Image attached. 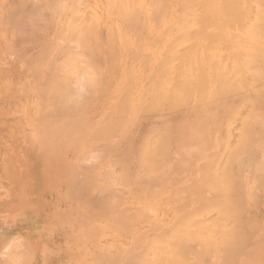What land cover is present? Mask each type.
I'll return each mask as SVG.
<instances>
[{
	"label": "rangeland",
	"instance_id": "rangeland-1",
	"mask_svg": "<svg viewBox=\"0 0 264 264\" xmlns=\"http://www.w3.org/2000/svg\"><path fill=\"white\" fill-rule=\"evenodd\" d=\"M166 1L72 0L76 102L44 77L45 158L93 233L80 264H264V0Z\"/></svg>",
	"mask_w": 264,
	"mask_h": 264
},
{
	"label": "crops",
	"instance_id": "crops-1",
	"mask_svg": "<svg viewBox=\"0 0 264 264\" xmlns=\"http://www.w3.org/2000/svg\"><path fill=\"white\" fill-rule=\"evenodd\" d=\"M71 3L0 0V126L9 124L13 132L0 140V264H80L83 252L77 248L87 240L82 237L93 235L77 230L75 195L61 200L60 172L71 169L45 158L44 77L72 59L66 54L74 36L61 34ZM33 9L35 21L49 20L32 22ZM49 44L52 55L45 54ZM18 154L21 163H11Z\"/></svg>",
	"mask_w": 264,
	"mask_h": 264
},
{
	"label": "bare ground",
	"instance_id": "bare-ground-1",
	"mask_svg": "<svg viewBox=\"0 0 264 264\" xmlns=\"http://www.w3.org/2000/svg\"><path fill=\"white\" fill-rule=\"evenodd\" d=\"M156 1H158V0H156ZM161 1H162V0H161ZM165 1H166V0H164V3H165ZM180 1H181V0H180ZM193 1L195 2V0H193ZM208 1H209V0H208ZM217 1H218V0H217ZM217 1H212V2L215 3V2H217ZM178 2H179V1H178ZM184 2H185V1H184ZM187 2H188V1H187ZM189 2H190V1H189ZM203 2H205V0H204ZM209 2H211V0H210ZM162 3H163V2H162ZM182 3H183V2L181 1V4H182ZM191 3H193V2L191 1ZM191 3H190V4H191ZM166 4H167V1H166ZM184 4H188V3H184ZM197 4H198V2H197ZM210 4H211V3H210ZM155 5L158 6V3L155 2ZM160 5H161V6H160ZM182 5H183V4H182ZM202 5H203V4H202ZM212 5H213V4H212ZM215 5H216V4H215ZM221 5H222V4H221ZM162 6H163V4H159V8L162 7ZM164 6H165V5H164ZM197 6H198V5H197ZM211 7H212V6H211ZM216 7H217V6H216ZM224 7H225V6H224ZM36 8H37V7H36ZM36 8H35V9H36ZM35 9H33V11H30V12H31V13H29L30 16L28 15V16L31 18L32 22L35 21L34 18H39V16H38V17H36V16L33 17V14H32V13H33V12H34V13L36 12ZM157 9H158V7H157ZM160 9H161V8H160ZM158 10H159V9H158ZM192 11H193V10H192ZM205 11H206V10H205ZM207 11H208V10H207ZM190 13H191V12H190ZM31 14H32V15H31ZM35 15H36V13H35ZM189 15H190V14H189ZM194 15H195V14H194ZM207 15H208V14H207ZM28 16H26V17H28ZM31 16L33 17L34 20L32 19ZM45 16H46V15H45ZM187 16H188V13H187ZM41 17H42V18H45L44 16H41ZM184 17H186V16H184ZM210 17H211V16H210ZM30 18H26L25 20L30 19ZM42 18H41V19H37V20H44V21H45L46 19L49 20V17H48V16H47L45 19H42ZM187 18H188V19H191V17L189 18V16H188ZM193 18H194V17H193ZM211 18H212V17H211ZM184 19H186V18H183L182 20H184ZM37 20H36L35 22H37ZM191 20H192V19H191ZM191 20H190V21H191ZM27 21H28V20H27ZM29 21H30V20H29ZM46 21H47V20H46ZM32 22H31V24H32ZM29 23H30V22H29ZM29 23L26 22V25L29 24ZM38 24H40V23H38ZM24 25H25V21H24ZM26 25H25V26H26ZM35 25H36V24H35ZM35 25H34V26H35ZM40 25L42 26V23H41ZM25 26H24V27H25ZM31 26H32V25H31ZM46 26H47V25H46ZM43 27H45V26L43 25ZM34 33H35V32H34ZM40 34H41V33L38 32V35H39V36H40ZM33 35H35V34H33ZM38 35H36V36H38ZM71 36H73V33L71 34ZM69 48H71V47H68V50H69ZM74 48H75V47H74ZM72 49H73V48H72ZM72 49H71L70 51H72ZM79 50L81 51V49H79ZM66 52H67V51H65V54H66ZM68 52H69V51H68ZM68 52H67L66 55H67V56L69 55V57H70V56L72 57V54L70 55V54H68ZM69 53H70V52H69ZM66 55H64V57H65ZM73 55H74V54H73ZM78 56H79V55H78ZM78 56H77V57H78ZM73 57H75V56H73ZM80 58H81V57H80ZM66 59H68V57H66ZM72 59H73V58H72ZM76 59H77V58H76ZM68 60H69V59H68ZM68 60H67V61H68ZM80 60H81V59H80ZM69 62H73V61H69ZM77 62H78V61H77ZM75 63H76V62H75ZM75 63H74V64H75ZM81 63H83V62H81ZM78 64H79V63H78ZM81 65H82V64H81ZM69 66H70V65H69ZM69 66H68V67H69ZM71 66H72V65H71ZM71 66H70V67H71ZM74 66H75V65H74ZM82 66H83V65H82ZM57 67H59V66H57ZM57 67H56V70H55L56 74L54 75L55 72H53V74H51L52 76H50V77H51V80H52L53 82L55 81L54 84H53V85H55L54 88H58V84H60V83L62 84L63 82H65V81H64L65 78H66V81H68L67 78H68V76L71 75V73H72V72L70 71V69H69V70H68V73H70V74H68V76H67L66 74H64V77H65V78H64V77L62 76L63 73L59 72L60 69H58ZM64 67H65V66L62 65V66H60L59 68H61V69L63 68V69H64ZM68 67H66V68H68ZM66 68H65V71L62 69L65 73L67 72V71H66ZM83 68H84V66H83ZM57 69H58V70H57ZM85 69H86V68H85ZM90 71H91V70H89V72H90ZM180 71H181V70H180ZM58 72H59V73H58ZM91 72H92V71H91ZM182 72H183V70L181 71V73H182ZM83 73H84V72H83ZM38 74H39V73H38ZM61 74H62V75H61ZM80 74H81V73H79V75H80ZM84 74H86V73H84ZM84 74H83V75H84ZM92 74H93V73H92ZM59 75H61V77H60ZM83 75H81V76H83ZM93 75H94V74H93ZM53 76H54V80H53ZM55 76H56V77H55ZM57 76H58L59 78H58ZM66 76H67V77H66ZM81 76H80V79L82 78ZM86 76H88V75H86ZM71 77H72V79H73L74 77H76V75H74V76L71 75ZM89 77H90V76H89ZM89 77H88V79H89ZM55 78H56V79H55ZM58 79H60L61 81H59ZM72 79H69V80H71V81H69V82H72ZM74 79H75V78H74ZM74 79H73V80H74ZM80 79H79V76H78V79H76V80L81 81ZM83 79H84V78H83ZM88 79H86V80H88ZM56 80H58V81H56ZM76 80H75V81H76ZM62 81H63V82H62ZM75 81H74V83H75ZM59 82H60V83H59ZM69 82H67V83L65 82V84H67V86H68V85H70ZM76 82H78V81H76ZM81 82H82V81H81ZM55 83H57V84H55ZM83 83H84V82H83ZM85 83H88V82H85ZM172 83H173V82H172ZM61 84L59 85V88H60L61 92H63L64 90L66 91V90H68V89H69L68 91H72V90H70V88L67 89V88L65 87L64 83H63L62 85H61ZM78 84L80 85V84H82V83H79V82H78ZM161 84H162V83H161ZM163 84H164V83H163ZM163 84H162V85H163ZM56 85H57V86H56ZM72 85H73V84H72ZM82 85H83V84H82ZM87 85H88V84H87ZM159 85H160L159 82H157V85H156V86L159 87ZM62 86H64L65 89H63ZM70 87L72 88V86H70ZM74 87H75V86H74ZM76 87H77V86H76ZM84 88H85V89H86V88L88 89L87 86L84 87ZM174 88H175V87H174ZM78 89H79V86H78ZM85 89H84V90H85ZM87 89H86V90H87ZM157 89H158V88H157ZM60 90H57V91H59L58 94L60 93ZM62 90H63V91H62ZM160 90H161V91H160ZM160 90H158V91H160L159 93L161 94V96H163V94L161 93V92H163V91H162V89H160ZM165 90H167V89H165ZM57 91L55 90V92L53 91V92L51 93V94H52V99L56 101L55 103H57V100H59V99L62 100V99H63V98H62L63 94L57 95ZM65 91H64V96H67V97H66V99H67V98L70 96L71 92L67 94V93H66L67 91H66V92H65ZM73 91H74V90H73ZM79 91H80V90H79ZM74 92H75V91H74ZM81 92H82V91H81ZM220 92H221V91H220ZM76 93H77V92H76ZM76 93H74L73 95H75ZM78 93H80V92H78ZM170 93H173V92H170ZM54 94H55V95H54ZM82 94H83V96H86V95H84L85 93L82 92ZM86 94H88V93H86ZM164 94H166V91L164 92ZM173 94H174V93H173ZM173 94H170L171 97H173V98H177V97H178L177 95H178L179 93L176 92L177 95H173ZM220 94L223 95L222 92H221ZM172 95H173V96H172ZM187 95H188V94H187ZM187 95H186V96H187ZM53 96H56L55 99H54ZM58 96L60 97L59 99H58ZM165 96L167 97V95H165ZM163 97H164V96H163ZM181 97H182V96H181ZM188 97H189V96H188ZM56 98H57V100H56ZM76 98H77V97H76ZM76 98H72V100H71V98L69 97L68 100H70L72 103H74V101L76 102V100H75ZM186 99H190V97H189V98H186ZM68 100H67V101H68ZM79 100H80V99H79ZM175 100H176V99H175ZM176 101H177V100H176ZM61 102H64V101H60V100H59V103H60V104H58V103H57V104H58V106L60 105L61 108H62ZM62 104H63V103H62ZM65 104H66V103H65ZM150 105H151V104H150ZM65 106L67 107L68 104H67V105H64L63 108H65ZM151 106H153V105H151ZM68 107H69V106H68ZM70 107H71V106H70ZM70 107H69V108H70ZM76 108H77V107H76ZM150 109H151V108H150ZM150 109H149V110H150ZM153 111H154V110H153ZM68 112H69V111H68ZM148 112H149V111H148ZM69 113H70V112H69ZM155 113H156V112H155ZM147 114H148V113H147ZM151 114H154V113L151 111ZM64 115H65V114H64ZM66 115H67V114H66ZM66 115H65V116H66ZM69 115H70V114H69ZM160 115H161V114H160ZM67 116H68V115H67ZM153 116H155V114H154ZM157 116H158V113H157ZM142 117H143V116H142ZM164 117H166V116H163V118H164ZM145 118H146V115H145ZM148 119L151 120V117L148 118ZM166 120H167V118H166ZM166 120L164 119V121H166ZM151 121H152V120H151ZM153 121H155V120H153ZM156 122H157V121H156ZM158 122H159V121H158ZM151 123H152V122H151ZM153 123H154V122H153ZM162 123H163V122H162ZM165 124H166V123H165ZM116 126H117V125H116ZM119 126H120V125H119ZM162 126H163V125H162ZM117 127H118V126H117ZM168 127H169V126H168ZM115 128H116V127H115ZM157 128H158V127H157ZM159 128H160V127H159ZM164 128H165V126H164ZM164 128H163V129H164ZM116 129H117V128H116ZM169 129H170V128H169ZM160 130H161V129H160ZM164 130H165V129H164ZM111 133H113V130H112V132H111V130H110V134H109V135L112 136ZM165 133H166V132H165ZM164 135H165V134H164ZM106 137H107V136H106ZM149 146H150V145H149ZM159 146H160V143H159ZM161 146H162V145H161ZM142 147L144 148V146H142ZM145 147H146V146H145ZM156 147H157V145H156ZM143 148H140V149L143 150ZM154 148H155V147H154ZM143 151H144V150H143ZM157 153H158V151H157ZM139 154H140V151H139ZM140 156H141V155H140ZM142 160H143V158H142ZM119 164H120V163H119ZM124 166H125V165H124ZM122 168H123V167H122ZM116 170H117V169H116ZM118 172H119V171H118ZM121 174H122V173H121ZM108 190H109V189H108ZM216 191H218V189H217ZM106 192H107V191H106ZM263 196H264V195H263ZM263 196H262V197H263ZM222 204H223V203H222ZM226 206H227V205H226ZM230 208H231V207H230ZM230 208H229V210H230ZM200 212H202V211H200ZM205 212H206V211H205ZM228 212H229V211H228ZM191 213H192V212H191ZM226 213H227V212H226ZM224 216H225V215H224ZM224 216H223V217H224ZM226 216H227V215H226ZM228 217H229V216H228ZM226 219H227V218H226ZM179 222H180V221H179ZM177 224H179V223H177ZM185 225L187 226V224H185ZM185 225H183L182 227H184ZM220 225H222V224H220ZM194 226H195V225H194ZM194 226H193V227H194ZM226 227H227V226H226ZM187 228H188V227H187ZM173 229H174V228H173ZM180 229H181V228H180ZM217 229H218V228H217ZM222 229H225V228H222ZM174 231H177V230H174ZM215 231H216V230H215ZM217 231H218V230H217ZM217 231H216V232H217ZM224 231H225V230H224ZM177 233H178V232H177ZM218 233H220V232H218ZM224 233H225V232H224ZM227 233L229 234V231H228V230H227ZM182 234H183V233H182ZM191 234H192V233H191ZM193 234H194V233H193ZM193 234H192V237H193ZM220 234H221V233H220ZM175 235H176V232H175ZM178 235H179V233H178ZM178 235H176V236H178ZM184 235H185V233L183 234V237L186 236V235H185V236H184ZM179 236H180V235H179ZM187 236H188V235H187ZM187 236H186V238L188 239V237H189L190 235H189L188 237H187ZM183 237H182V236H181V238L178 237V238H179L178 242H180V241L182 240ZM183 239H184V238H183ZM189 239H190V238H189ZM193 239H194V238H193ZM203 239H204V238H203ZM175 240H176V238H175ZM185 241H187V242H186L187 244L189 243L188 240L185 239ZM182 242H184V240H182V241L180 242L179 245H181ZM175 245H176V243H175ZM177 245H178V244H177ZM181 246H182V245H181ZM181 246H178V247H181ZM186 246L188 247V245H186ZM175 247H176V246H175ZM184 247H185V246H184ZM152 248H153V247H152ZM152 248H151V249H152ZM178 249H179V248H178ZM178 249H176V250H178ZM182 249H183V248H182ZM184 249H185V248H184ZM153 250H154L153 253L157 251L156 248H153ZM179 250L181 251V248H180ZM185 250H186V249H185ZM149 251H150V249H149ZM147 253H148V250H147ZM177 253L179 254V252H177ZM182 253H183V252H182ZM182 253H181V255H182ZM154 254H156V253H154ZM154 257H155V256H154ZM162 257H164V256H162ZM165 257H166V256H165ZM165 257H164V258H165ZM167 257H168V255H167ZM164 258H163V259H164ZM169 258H171V257H169ZM152 259H153V258H152ZM157 259H158V258H157ZM153 260H154V259H153ZM167 261H168V260H167ZM219 264H220V263H219Z\"/></svg>",
	"mask_w": 264,
	"mask_h": 264
}]
</instances>
